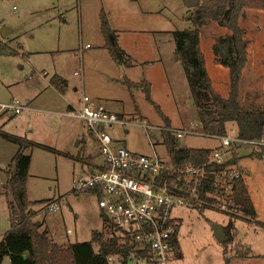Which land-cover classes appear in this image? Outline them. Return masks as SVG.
I'll return each mask as SVG.
<instances>
[{
	"label": "rangeland",
	"instance_id": "rangeland-1",
	"mask_svg": "<svg viewBox=\"0 0 264 264\" xmlns=\"http://www.w3.org/2000/svg\"><path fill=\"white\" fill-rule=\"evenodd\" d=\"M190 2L0 0V41L16 51L0 55V106L16 99L26 106L18 114L0 111V130L80 155V160H75L43 148L26 150L32 155L27 187L28 197L34 203L31 209L36 211L34 220L42 222L44 229L49 227L50 238L58 244L90 241L94 230L104 228L98 196L72 189L73 179L88 172L82 161L92 156L94 162H99L101 153L89 134L87 121L66 114L64 105L68 101H76L78 108L83 95L98 97L108 109L129 119L138 114L148 124L162 126V116L146 99L144 91L136 88L131 92L123 82L125 74L139 82L147 79L151 82L152 99L170 119L171 128L194 130L179 139L182 147L214 148L221 144L218 135L205 133L201 126L188 80L189 69L176 59L173 32L194 27L188 19L193 12ZM100 9L121 31L123 48L134 59V66L125 68V73L102 46ZM239 24L247 30L250 41L240 82V102L246 108L264 109V9L246 8ZM3 28L9 30L6 37L2 35ZM229 32L211 21L201 28L200 36L212 85L225 97L229 94V69L215 62L213 44ZM57 73L68 81L65 94L51 83ZM136 123L116 124L108 131L119 145L148 153L144 129ZM226 128L227 135L239 138L235 123H228ZM17 150L16 143L0 135V242L11 227L9 202L13 196L6 187L7 170ZM232 151L244 173L256 215L246 216L235 207L231 211L214 206L176 209L181 221V250L172 256L170 264H264V226L257 223L264 222V144L237 143ZM60 198L59 209L44 208L46 202ZM212 223L231 225L228 244L216 238ZM105 235L108 237L106 232ZM99 248L95 243V249ZM2 264H10L9 258L5 257ZM110 264H121L120 256L114 255ZM128 264L154 263L130 258Z\"/></svg>",
	"mask_w": 264,
	"mask_h": 264
},
{
	"label": "trees",
	"instance_id": "trees-1",
	"mask_svg": "<svg viewBox=\"0 0 264 264\" xmlns=\"http://www.w3.org/2000/svg\"><path fill=\"white\" fill-rule=\"evenodd\" d=\"M246 8L264 9V0H200L188 17L194 27L176 30L173 35L178 58L187 68L189 66L194 68L193 72L188 73V80L205 133L226 135L227 124L233 122L237 125L240 138L247 141H261L264 137V109L246 108L240 102V82L248 60L250 41L246 36L247 30L239 24V18ZM100 17L105 47L113 60L122 67L132 64V58L120 46L118 31L111 26L104 9L101 10ZM211 21L230 30L229 33L216 38L213 44L215 62L229 69L230 87L226 97L217 92L212 85L200 42L201 28ZM15 53V49L0 41V55ZM123 82L129 89L142 88L146 99L155 105L166 126L171 127L170 119L164 114L161 106L155 104L152 99L150 81L144 79L133 82L125 76ZM51 83L61 91L66 90L67 80L57 74L53 76ZM165 134L174 161L195 163L206 161L210 148L182 147L179 140L170 132ZM0 135L18 145V150L7 170L6 187L12 190L13 196V200L9 202L11 227L0 242V264L5 257L10 258V264H110L109 256L118 254L123 256L121 264H128L133 248L130 244L120 243L116 236L106 237L107 221L103 213L104 230H94L90 241H77L63 247L48 236L47 230L40 231L42 222L34 220L36 212L31 209L34 203L28 197L27 183L32 155L26 150L43 148L66 157L71 158V155L27 137L2 130ZM229 163H237L236 157H233ZM215 169L218 167L216 166ZM215 178L214 174L209 175L203 187V195L207 191L220 192L214 187ZM231 192L229 200L233 203L232 207L239 208L246 216L256 215L255 205L243 176L232 181ZM257 223L264 226V222ZM228 236L229 240L225 244L231 241L230 234ZM95 243L99 244L98 250L95 249ZM173 247L180 252V241L176 237L173 240ZM226 260L229 263V259Z\"/></svg>",
	"mask_w": 264,
	"mask_h": 264
},
{
	"label": "built area",
	"instance_id": "built-area-1",
	"mask_svg": "<svg viewBox=\"0 0 264 264\" xmlns=\"http://www.w3.org/2000/svg\"><path fill=\"white\" fill-rule=\"evenodd\" d=\"M65 107L67 115L87 121L89 134L98 145L102 158L101 168L75 177L72 189L98 196L101 215L103 213L107 221L105 232L108 238L116 236L120 243L132 246L129 259L154 264H170L172 256L178 253L173 247L175 237L180 241L181 221L174 212L176 209L209 206L227 211L235 209L229 200L232 181L244 173L238 163H229L235 157L232 147L237 143L264 144V137L261 141H247L227 134L218 135L221 144L210 149L205 162H176L170 154L165 133L170 132L179 140L193 133V129H173L165 123L150 125L138 114L129 119L88 95L80 98V107L69 104ZM25 108L16 99L2 104L0 111L18 114ZM133 121L144 129L150 152L141 153L119 145L108 131L116 124L125 126ZM193 126L191 123V128ZM210 174L216 176L214 187L220 192L207 191L203 195ZM60 201L61 198L48 201L44 208L47 211L59 209ZM118 255L123 258L122 254ZM113 256H109L110 261Z\"/></svg>",
	"mask_w": 264,
	"mask_h": 264
},
{
	"label": "crops",
	"instance_id": "crops-1",
	"mask_svg": "<svg viewBox=\"0 0 264 264\" xmlns=\"http://www.w3.org/2000/svg\"><path fill=\"white\" fill-rule=\"evenodd\" d=\"M101 10L102 9H100L99 10V12H98V20H99V28H100V31H101V17H100V13H101ZM108 16V15H107ZM108 18H109V21H110V17L108 16ZM110 24H111V26L114 28V29H116V27L111 23V21H110ZM117 31H118V40H119V44H120V46L123 48L124 46L122 45V43H121V41H120V36H121V34H120V30L119 29H116ZM128 30V29H127ZM125 32H129V31H125ZM102 33V32H101ZM103 35V34H102ZM104 37V36H103ZM201 42V41H200ZM103 47H105V39H104V43H103V45H102ZM106 48V47H105ZM107 49V48H106ZM124 49V48H123ZM108 50V49H107ZM124 51L132 58V64H130V65H128V66H124L123 68H124V70H123V73H125V68H127V69H130L132 66H134V59H133V57L129 54V52H127L125 49H124ZM206 61V60H205ZM115 62V61H114ZM116 63V62H115ZM118 65V64H117ZM119 66V65H118ZM120 67H122V66H120ZM207 67V66H206ZM75 72H77V71H75ZM75 72H74V74H75ZM83 74H84V70H83ZM57 75H59V76H61V77H63L64 79H66V77H64L63 75H61V74H59V73H57ZM127 77V78H129L126 74L124 75V77ZM123 77V78H124ZM131 81H133V82H139V81H135V80H132L131 78H129ZM147 80V79H146ZM68 82V81H67ZM151 83V82H150ZM75 91H78V87L77 86H75ZM136 88H134V89H129L131 92H133L132 90H135ZM142 89V88H141ZM62 93H64L65 94V92L64 91H62ZM64 96V95H63ZM97 101H99L98 100V97L96 98V97H94ZM80 100V99H79ZM71 101V102H70ZM70 101H68L65 105H73V106H75V107H77L78 106V103L76 102V101H74V100H70ZM99 102H102V101H99ZM103 103V102H102ZM4 104V103H3ZM65 105H64V108H65V110H66V107H65ZM80 143V142H79ZM52 147V146H51ZM55 148V147H54ZM57 149V148H56ZM211 149V148H210ZM57 150H59V149H57ZM60 151H63V152H66V153H68L69 155H71L69 152H67V151H64V150H60ZM59 156H63V155H61V154H58ZM78 156H80V155H77V156H75V155H71V158H73V159H78V160H80L79 158H78ZM84 158V157H83ZM82 161V160H81ZM86 161V162H85ZM84 164H85V166L87 167V169H88V172H86L87 174H89V173H91V172H93L95 169H99V168H101V164H102V158H101V160L99 161V162H94V160L92 159V156H89V158H85L84 159V161H82ZM30 172H32V161H31V170H30ZM27 189H28V187H27ZM30 199V198H29ZM31 200V199H30ZM36 212V211H35ZM42 228H43V226H41ZM43 230H47L48 231V236H49V233H50V230H49V227H46L45 229L43 228ZM99 231V230H98ZM50 237V236H49ZM51 239H53V241L54 242H56L55 240H54V238L52 237ZM75 242H77V241H75ZM57 243V242H56ZM71 243H74V242H71ZM70 243V244H71ZM58 244V243H57ZM58 245H60V244H58ZM69 244H66V245H60V246H63V247H66V246H68ZM180 245H181V243H180ZM95 246V245H94ZM227 250V251H226ZM228 250H229V248L227 249V247H226V249H225V252L227 253L228 252ZM231 251H232V249H231ZM247 255H249V252L247 253ZM227 256H225V258H226ZM9 258V257H8ZM228 259H229V257H227ZM9 261H10V258H9ZM229 262H230V259H229Z\"/></svg>",
	"mask_w": 264,
	"mask_h": 264
},
{
	"label": "water",
	"instance_id": "water-1",
	"mask_svg": "<svg viewBox=\"0 0 264 264\" xmlns=\"http://www.w3.org/2000/svg\"><path fill=\"white\" fill-rule=\"evenodd\" d=\"M199 2H200V0H191L190 4H191V6L194 7V6L198 5ZM8 32H9V30L7 28H3L2 29L3 37H6ZM176 59H178V56H176ZM188 69H189V73L194 71V68L192 66H189ZM212 227L214 229V234H215L216 238L220 242L226 243L229 240L228 234H230L231 225L226 226V227H222L217 223H212Z\"/></svg>",
	"mask_w": 264,
	"mask_h": 264
}]
</instances>
